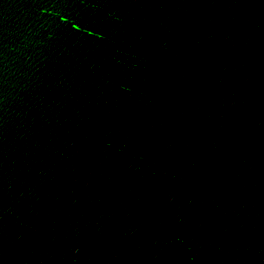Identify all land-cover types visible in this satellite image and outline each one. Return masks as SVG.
<instances>
[{
  "label": "water",
  "instance_id": "water-1",
  "mask_svg": "<svg viewBox=\"0 0 264 264\" xmlns=\"http://www.w3.org/2000/svg\"><path fill=\"white\" fill-rule=\"evenodd\" d=\"M0 264H264V0H0Z\"/></svg>",
  "mask_w": 264,
  "mask_h": 264
}]
</instances>
